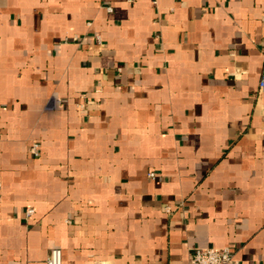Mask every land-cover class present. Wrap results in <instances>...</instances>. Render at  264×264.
Returning <instances> with one entry per match:
<instances>
[{"label":"crops","instance_id":"1","mask_svg":"<svg viewBox=\"0 0 264 264\" xmlns=\"http://www.w3.org/2000/svg\"><path fill=\"white\" fill-rule=\"evenodd\" d=\"M263 70L264 0H0V264H264Z\"/></svg>","mask_w":264,"mask_h":264},{"label":"built area","instance_id":"2","mask_svg":"<svg viewBox=\"0 0 264 264\" xmlns=\"http://www.w3.org/2000/svg\"><path fill=\"white\" fill-rule=\"evenodd\" d=\"M260 91L264 94V70L260 79ZM36 153V148L33 150ZM150 178H155V173L149 174ZM34 213L28 211V216ZM46 264H63V252L61 249L54 248L50 251ZM188 264H240L237 253L230 247L216 248H196L189 254Z\"/></svg>","mask_w":264,"mask_h":264}]
</instances>
